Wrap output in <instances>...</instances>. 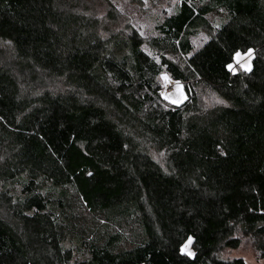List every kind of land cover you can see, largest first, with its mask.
<instances>
[{"label": "trees", "instance_id": "16d2710c", "mask_svg": "<svg viewBox=\"0 0 264 264\" xmlns=\"http://www.w3.org/2000/svg\"><path fill=\"white\" fill-rule=\"evenodd\" d=\"M91 6L0 0V264L264 258V0H181L149 37Z\"/></svg>", "mask_w": 264, "mask_h": 264}, {"label": "rangeland", "instance_id": "374dc122", "mask_svg": "<svg viewBox=\"0 0 264 264\" xmlns=\"http://www.w3.org/2000/svg\"><path fill=\"white\" fill-rule=\"evenodd\" d=\"M92 3L91 8L105 11L109 8L110 4L113 5L121 14V25L125 26L130 24L131 27L136 28L145 36H153L158 33L156 25L160 23L167 15L175 13L180 5L181 0H87ZM217 10V11H216ZM211 11L207 14L208 19L215 25H221L229 18V11L225 7H221ZM209 39V35L204 30H200L196 35L191 36L193 48L189 55L195 53L203 44ZM252 50V49H251ZM237 53L240 55L237 56ZM234 55V62L232 63V70H249L252 67V54L243 51H238ZM167 76L168 79L164 77ZM162 90L161 95L168 105L180 104L186 98V92L183 83L171 79L167 74L162 77ZM170 97L166 99L165 97ZM173 100H178L179 103H173ZM204 100L207 103L217 102L221 99L215 94H204ZM130 226H122L127 234L132 236ZM123 244L128 245L127 242ZM122 246V245H121ZM183 251L193 255L192 238L187 240L182 248ZM224 257L239 256L242 257L246 264H264V258H259L251 240L243 239V243L236 250H225Z\"/></svg>", "mask_w": 264, "mask_h": 264}, {"label": "snow or ice", "instance_id": "6c2138e0", "mask_svg": "<svg viewBox=\"0 0 264 264\" xmlns=\"http://www.w3.org/2000/svg\"><path fill=\"white\" fill-rule=\"evenodd\" d=\"M248 51H249V53H251V51H252V50H251V49H249ZM239 55H240V54H239V53H237V56H239ZM229 67H231V66H229ZM164 78H165V79H168V77H167V76H165ZM165 98H166V99H170V97H167V96H166ZM172 102H173V103H179V101H178V100H173ZM189 240H191V237L189 238ZM189 255H191V253H189Z\"/></svg>", "mask_w": 264, "mask_h": 264}]
</instances>
